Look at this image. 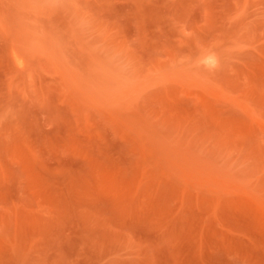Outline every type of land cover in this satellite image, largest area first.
<instances>
[{"label": "rangeland", "instance_id": "374dc122", "mask_svg": "<svg viewBox=\"0 0 264 264\" xmlns=\"http://www.w3.org/2000/svg\"><path fill=\"white\" fill-rule=\"evenodd\" d=\"M0 264H264V0H0Z\"/></svg>", "mask_w": 264, "mask_h": 264}]
</instances>
